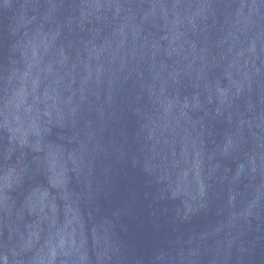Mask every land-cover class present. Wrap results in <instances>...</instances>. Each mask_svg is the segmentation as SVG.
<instances>
[{
    "label": "water",
    "instance_id": "water-1",
    "mask_svg": "<svg viewBox=\"0 0 264 264\" xmlns=\"http://www.w3.org/2000/svg\"><path fill=\"white\" fill-rule=\"evenodd\" d=\"M0 264H264V0H0Z\"/></svg>",
    "mask_w": 264,
    "mask_h": 264
}]
</instances>
